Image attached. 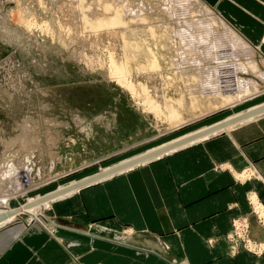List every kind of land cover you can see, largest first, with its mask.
Masks as SVG:
<instances>
[{"label":"rangeland","instance_id":"rangeland-1","mask_svg":"<svg viewBox=\"0 0 264 264\" xmlns=\"http://www.w3.org/2000/svg\"><path fill=\"white\" fill-rule=\"evenodd\" d=\"M70 4V0H0V167L6 159L20 172L31 171L26 195L19 197L16 204L11 202V206L37 201L60 187H70L72 183L116 169L183 135L202 127L212 128L233 114L264 103L262 92L236 107L217 111L207 108L201 109L202 112L199 109L193 113L181 110L187 119L205 116L170 131L168 121L146 111L141 101L150 97L162 111L164 100L178 98V92L184 88L165 85L164 74L137 75L133 70L138 95L132 96L126 86L109 77L105 64L109 52L121 61L119 35L115 30L109 31L112 27L102 32L97 29L82 32V17L80 27L75 5ZM182 5L176 13L177 23H180L178 12L182 14L185 10ZM185 12L184 18L186 14L189 17ZM21 16L34 18L39 24L45 21L51 33L28 30L21 23ZM253 45L257 49L258 45ZM159 48L164 52L160 45ZM73 52L84 59L76 60ZM259 54L256 60L264 72ZM162 70L165 71L164 63ZM242 77L255 79L259 90L264 91V81L251 75ZM43 215L47 224L55 223L50 210ZM28 218L24 217L26 221ZM10 222L0 227V243L5 241L2 230L16 221ZM34 224L37 223L25 225L26 229H33Z\"/></svg>","mask_w":264,"mask_h":264},{"label":"crops","instance_id":"crops-1","mask_svg":"<svg viewBox=\"0 0 264 264\" xmlns=\"http://www.w3.org/2000/svg\"><path fill=\"white\" fill-rule=\"evenodd\" d=\"M203 2L259 45L264 0ZM221 130L52 200L61 226L19 228L0 264H264V225L247 200L264 208V115ZM237 217L252 249L228 239Z\"/></svg>","mask_w":264,"mask_h":264},{"label":"bare ground","instance_id":"bare-ground-1","mask_svg":"<svg viewBox=\"0 0 264 264\" xmlns=\"http://www.w3.org/2000/svg\"><path fill=\"white\" fill-rule=\"evenodd\" d=\"M70 1L72 5H75L80 27L82 17V32H88L92 29L102 32L104 28L112 27V30L109 31L115 30L113 32L119 35L121 61L116 60L113 53L109 52L105 64L108 66L109 77L126 86L132 96L138 95L136 85L132 80L133 70L137 75L144 72H156L159 76L164 74L165 85L184 88L179 92L176 91L179 94L178 98L174 99L175 97L172 96V98H164L165 104L162 111L150 97L145 96L141 101L146 111L149 110L155 117H163L168 121L170 131L191 124L195 119L205 116L203 113L204 115L187 119L181 110L185 111L184 113H193L199 109L201 111V109L208 108L217 111L222 108L236 107L243 100L264 92L259 90V84L255 79L242 77L243 75H251L253 78L264 81V72L256 60V54L259 52V58L262 62L264 61L262 51L264 32L257 49H255V46L242 34L239 28L232 26L231 22L229 23L226 18L225 20L221 14L205 4L203 0ZM178 4L185 8L183 12L181 11L182 14L178 12L180 23H177L178 19L176 18L178 17L176 16L177 10L180 7ZM41 6L43 5L41 4ZM185 11L189 17L186 14V18H184L183 13L185 14ZM21 23L28 30L40 29L51 33L45 21L39 24L34 18L26 19L21 16ZM196 32L201 33L197 34ZM203 32L205 33L203 34ZM192 38L195 41H192ZM159 45L164 52H160ZM73 53L76 60L84 59L83 55H78L77 52ZM162 62L165 65L164 72ZM263 115L264 103L259 107L252 108V110L251 108L248 109L244 114H235L228 121L243 123ZM232 124L224 126L222 123L209 129L202 127L199 131L183 135L147 152L149 154L145 153L116 169L100 173L97 176L105 175L108 177L115 174L114 172L130 169L136 166L137 162L146 161L147 156L152 153H157L153 158H158L182 144V146L191 145L217 134L221 129L226 128L228 130ZM142 158L144 160L139 161ZM15 166L11 161L7 162L5 159L0 167V206L2 207L0 210V227L6 222L16 221L6 227L5 231L2 230L1 235L6 240L4 242L16 237L20 233L19 228L22 230V227L27 226L30 222L46 223L43 221V213L45 210L52 209L50 208L52 200L60 199L72 192V189H77L78 185L95 177L79 183H72L73 187L71 185H69L70 187H60L43 197H39L37 201L30 200L27 204L11 206V202L16 204L15 201L19 197L26 195L28 191L26 185L31 180L30 170L20 172ZM120 167H124V169L117 170ZM107 174L109 175L106 176ZM26 179L28 180L27 184ZM252 201L256 203V198L252 197ZM25 216H29L27 221L24 219ZM54 222L55 225H61L59 222ZM51 229L55 233V229Z\"/></svg>","mask_w":264,"mask_h":264},{"label":"built area","instance_id":"built-area-1","mask_svg":"<svg viewBox=\"0 0 264 264\" xmlns=\"http://www.w3.org/2000/svg\"><path fill=\"white\" fill-rule=\"evenodd\" d=\"M222 165L218 167L219 170L222 169ZM252 197L256 198V203H253ZM248 204L251 208V212L257 217L258 221L264 225V208L258 201L254 194H249L247 196ZM228 239L232 242L233 246L241 245L245 249H252V241L248 235V222L245 217H237L232 220L231 231L228 234Z\"/></svg>","mask_w":264,"mask_h":264},{"label":"water","instance_id":"water-1","mask_svg":"<svg viewBox=\"0 0 264 264\" xmlns=\"http://www.w3.org/2000/svg\"><path fill=\"white\" fill-rule=\"evenodd\" d=\"M232 123H235V122H232V121H227V122H224L223 124H224V126H227V125H230V124H232ZM157 155V153H152V154H150V155H148L147 156V159H150V158H153V157H155ZM165 155V154H164ZM145 159H146V157H145ZM146 159V160H147ZM144 159L142 158V160H139V161H143ZM148 161V160H147ZM139 163L137 162V165H138ZM122 169H124V167H120V169H117V170H122ZM99 174V173H98ZM98 174H96V176L94 177V178H92L91 180H89V181H86V182H83L82 184H80V185H78L76 188H78V189H80V188H82V187H85V186H88V185H90V184H94V183H96V182H99V181H101V180H103V178L105 177V175H99V176H97ZM109 174H107L106 176H108ZM1 219V218H0Z\"/></svg>","mask_w":264,"mask_h":264}]
</instances>
